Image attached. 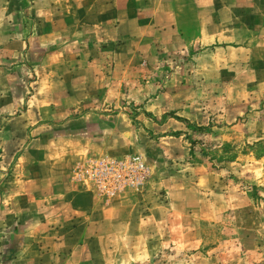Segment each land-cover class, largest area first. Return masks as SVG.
I'll list each match as a JSON object with an SVG mask.
<instances>
[{
  "label": "rangeland",
  "instance_id": "obj_1",
  "mask_svg": "<svg viewBox=\"0 0 264 264\" xmlns=\"http://www.w3.org/2000/svg\"><path fill=\"white\" fill-rule=\"evenodd\" d=\"M171 1L180 44L154 43L155 70L131 64L96 95L94 117L69 128L49 83L60 78L52 23L68 18V0H0V264H264V0ZM140 84L161 94L152 111ZM115 140V151L76 152L66 172L98 205L68 197L70 221L54 222L65 199L46 196L47 167L72 158V142ZM133 156L149 169L137 190L106 199L75 177L87 161Z\"/></svg>",
  "mask_w": 264,
  "mask_h": 264
},
{
  "label": "crops",
  "instance_id": "obj_2",
  "mask_svg": "<svg viewBox=\"0 0 264 264\" xmlns=\"http://www.w3.org/2000/svg\"><path fill=\"white\" fill-rule=\"evenodd\" d=\"M68 2L69 8L66 9V12L70 13L68 18L61 12V16L52 23L54 32L50 38L58 39L61 46L55 50L56 61L51 64L54 70L59 71L60 78L49 83L54 94L53 100L58 103L55 112L60 118L65 119L64 125L71 128L77 127L81 122L87 123L94 117L92 108L95 106L96 95L103 94L104 89L109 91L112 87L121 86L128 69L134 67L130 66L131 64L137 63L135 68L137 71L148 70L150 73L155 70L151 62L159 64L156 60L162 56L163 50L160 46L154 47L153 44L167 41L179 45L181 25L171 0H153V7L141 12H135L130 8L135 0H90L86 3L91 6L89 10L79 8L78 1ZM66 3L67 1L65 3L60 1L59 5L67 6ZM245 3L246 6L251 4L250 0H245ZM197 18L200 35L208 36L204 17L199 15ZM72 37L74 38L71 41L65 43V39ZM64 54H70L71 60H63ZM137 58L145 60V64L140 65V62L135 60ZM144 79L150 80L149 77L142 75L141 80ZM139 87V93L142 92L141 102L146 101L148 107L146 110L152 111L150 105H154V102L161 98V94L156 98L145 97L144 92L150 86L140 84ZM115 144H119V141H104L93 145L82 141L72 142L70 143L73 148L72 158L65 159L63 156L58 162L52 163L50 168L47 167L43 181L45 186H50V190L46 196L56 201L57 198L65 199L56 202L52 214L54 222L61 224V221L62 223L70 221L67 214L71 209L75 210L74 205L65 210L60 207V205L63 208L68 207V197L78 199L73 201L80 204L82 200L85 207L81 210H85L87 206L98 205L92 194L79 191L66 175L76 159L78 154L76 152L90 151L89 148L115 151ZM92 153L95 152H90Z\"/></svg>",
  "mask_w": 264,
  "mask_h": 264
},
{
  "label": "built area",
  "instance_id": "obj_3",
  "mask_svg": "<svg viewBox=\"0 0 264 264\" xmlns=\"http://www.w3.org/2000/svg\"><path fill=\"white\" fill-rule=\"evenodd\" d=\"M75 177L89 182L98 196L111 199L127 190L143 187L149 169L138 156L101 158L78 165Z\"/></svg>",
  "mask_w": 264,
  "mask_h": 264
}]
</instances>
